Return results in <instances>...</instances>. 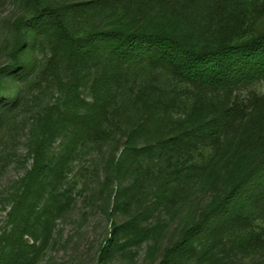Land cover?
I'll list each match as a JSON object with an SVG mask.
<instances>
[{
  "label": "rangeland",
  "instance_id": "1",
  "mask_svg": "<svg viewBox=\"0 0 264 264\" xmlns=\"http://www.w3.org/2000/svg\"><path fill=\"white\" fill-rule=\"evenodd\" d=\"M46 6L65 8L70 29L82 33L118 23L140 25L156 14L206 21L217 0H0V93L20 95L14 112L0 124V242L13 220L30 258L16 264H264V216L248 230L244 245L221 238L209 253L163 262L166 248L226 186L224 155L214 154L222 140L217 145L210 139L198 142L186 132L183 145L161 143L182 127L190 113L185 107L142 120L133 114L132 105L115 135H104L101 142L91 137L78 141L76 154L55 180L50 173L35 185L28 179L40 153L59 156L68 143L61 130L50 142L46 137L64 123L61 114L75 108L79 99L92 100L88 90H72L84 74L68 61L63 43L52 36L20 53L31 62L25 78L14 80L4 72L19 59L18 21ZM215 30L213 24L214 33L205 37L242 40L264 30V0L254 1L231 32ZM146 76L150 85L172 83L157 71ZM172 84L185 94L192 89ZM209 93L214 102L234 109L233 121L240 125L257 115L255 102L264 95V82ZM138 121L145 123L146 130L130 143L127 135ZM230 135L238 148L244 134ZM228 151L225 148L222 154ZM54 192L57 207L49 213Z\"/></svg>",
  "mask_w": 264,
  "mask_h": 264
},
{
  "label": "trees",
  "instance_id": "2",
  "mask_svg": "<svg viewBox=\"0 0 264 264\" xmlns=\"http://www.w3.org/2000/svg\"><path fill=\"white\" fill-rule=\"evenodd\" d=\"M254 1L217 0L211 17H204L206 21L187 16L176 20L156 14L140 25L118 23L82 33L70 29L65 8L46 6L20 19L16 50L19 59L4 72L14 80L25 78L31 62L23 60L20 53L40 38L52 36L63 43L68 61L84 74L72 90L81 92L83 88L92 97L89 102L79 99L75 108L61 114L64 123L46 137L50 142L61 130L68 143L59 156L50 155L56 158L40 153L28 179L35 185L43 174L50 173L55 180L62 166L76 154L78 141L91 137L101 142L104 135H115L132 105L133 114L142 120L151 114L164 117L161 114L171 113L172 108L185 107L190 113L184 124L171 132L173 138L161 143L183 145L186 132L198 142L210 139L217 145L222 140L214 154L224 155L223 165L228 166L226 186L166 248L163 262L209 253L221 238L246 244L248 230L264 216V95L255 102L257 115L239 125L233 121L234 109L214 102L209 92L235 90L257 80L264 82V30L242 40L205 36L214 33L213 24L219 34L231 32ZM152 71L168 77L169 82L191 86L190 93L185 94L172 83L169 87L147 84L146 73ZM19 98V94L15 98L10 93H0V124L14 112ZM128 99L132 104L126 103ZM198 101L204 103L197 104ZM196 108L199 109L193 115ZM145 130V123L131 127L128 141L133 143ZM235 131L244 134L238 148L230 135ZM225 148L230 151L222 154ZM57 198L54 192L49 213L56 210ZM10 222L9 231L1 236L4 242H0V264L30 260L24 253L18 224Z\"/></svg>",
  "mask_w": 264,
  "mask_h": 264
}]
</instances>
